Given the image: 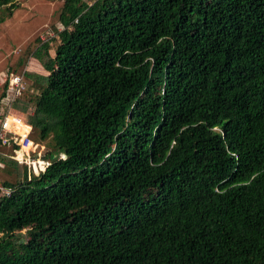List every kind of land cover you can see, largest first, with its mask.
I'll return each instance as SVG.
<instances>
[{"label": "trees", "instance_id": "obj_1", "mask_svg": "<svg viewBox=\"0 0 264 264\" xmlns=\"http://www.w3.org/2000/svg\"><path fill=\"white\" fill-rule=\"evenodd\" d=\"M59 23L49 74L0 91L50 163L0 154V264H264V0H65Z\"/></svg>", "mask_w": 264, "mask_h": 264}, {"label": "rangeland", "instance_id": "obj_2", "mask_svg": "<svg viewBox=\"0 0 264 264\" xmlns=\"http://www.w3.org/2000/svg\"><path fill=\"white\" fill-rule=\"evenodd\" d=\"M64 2L65 0H19L20 9L0 25L1 75L8 73L9 69L22 74L26 66L28 71L49 74L43 64L31 54L45 39L52 43L51 56L55 55L59 44L57 31L63 30L59 15ZM1 176L0 180L3 181ZM18 235L23 241L27 240L26 230Z\"/></svg>", "mask_w": 264, "mask_h": 264}, {"label": "built area", "instance_id": "obj_3", "mask_svg": "<svg viewBox=\"0 0 264 264\" xmlns=\"http://www.w3.org/2000/svg\"><path fill=\"white\" fill-rule=\"evenodd\" d=\"M43 41L47 40L43 39ZM24 76L23 73L0 75V91L7 89L12 94L11 99L7 102L9 106L28 90L29 83L26 82ZM19 125L28 126L30 130L25 134H21L18 132ZM31 133L32 127L20 115L9 111L0 124V154L3 153L2 151L5 148L11 149L14 160L19 164L27 165L30 173L33 171L38 174L39 172H45L50 163L44 159L45 147L34 142ZM21 152H23L22 155L19 154ZM0 193L7 198L12 196L11 189L7 188L1 180Z\"/></svg>", "mask_w": 264, "mask_h": 264}, {"label": "crops", "instance_id": "obj_4", "mask_svg": "<svg viewBox=\"0 0 264 264\" xmlns=\"http://www.w3.org/2000/svg\"><path fill=\"white\" fill-rule=\"evenodd\" d=\"M28 71V68H27V66H26V68L24 69V71L22 72L23 74H25V72H27ZM28 72H31V71H28ZM37 74V73H36ZM1 75V74H0ZM40 75H45V74H40ZM3 153H2V155L4 156V157H7V158H10V159H13L12 158V151H11V149H9V148H5V149H3V151H2ZM1 164V163H0ZM2 166V165H1ZM0 166V167H1ZM3 174V175H2ZM2 175V176H1ZM0 176H1V178H2V180L3 181H5L6 179H8V175H6V174H4L3 173V171H0ZM4 176V177H3ZM2 181V182H3Z\"/></svg>", "mask_w": 264, "mask_h": 264}, {"label": "bare ground", "instance_id": "obj_5", "mask_svg": "<svg viewBox=\"0 0 264 264\" xmlns=\"http://www.w3.org/2000/svg\"><path fill=\"white\" fill-rule=\"evenodd\" d=\"M20 155H22L23 154V152H21V153H19Z\"/></svg>", "mask_w": 264, "mask_h": 264}]
</instances>
